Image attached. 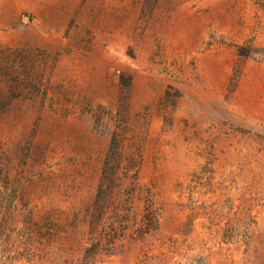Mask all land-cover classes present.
<instances>
[{"label": "rangeland", "instance_id": "374dc122", "mask_svg": "<svg viewBox=\"0 0 264 264\" xmlns=\"http://www.w3.org/2000/svg\"><path fill=\"white\" fill-rule=\"evenodd\" d=\"M0 264H264V0H0Z\"/></svg>", "mask_w": 264, "mask_h": 264}, {"label": "crops", "instance_id": "0c3cea01", "mask_svg": "<svg viewBox=\"0 0 264 264\" xmlns=\"http://www.w3.org/2000/svg\"><path fill=\"white\" fill-rule=\"evenodd\" d=\"M70 14H72L71 12L68 13L67 15V18H69ZM107 47L106 45L103 44V42H98V45H97V49L100 51V52H105L106 51V48Z\"/></svg>", "mask_w": 264, "mask_h": 264}, {"label": "trees", "instance_id": "16d2710c", "mask_svg": "<svg viewBox=\"0 0 264 264\" xmlns=\"http://www.w3.org/2000/svg\"><path fill=\"white\" fill-rule=\"evenodd\" d=\"M100 185H101V183H100ZM100 185H99V186H100ZM155 219H156V218L154 217V220H155Z\"/></svg>", "mask_w": 264, "mask_h": 264}]
</instances>
